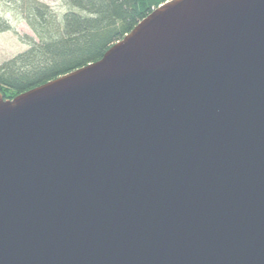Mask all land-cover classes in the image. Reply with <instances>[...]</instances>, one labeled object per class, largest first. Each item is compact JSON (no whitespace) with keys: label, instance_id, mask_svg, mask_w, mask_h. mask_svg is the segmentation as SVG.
<instances>
[{"label":"water","instance_id":"obj_1","mask_svg":"<svg viewBox=\"0 0 264 264\" xmlns=\"http://www.w3.org/2000/svg\"><path fill=\"white\" fill-rule=\"evenodd\" d=\"M0 264H264V0H165L0 91Z\"/></svg>","mask_w":264,"mask_h":264},{"label":"trees","instance_id":"obj_2","mask_svg":"<svg viewBox=\"0 0 264 264\" xmlns=\"http://www.w3.org/2000/svg\"><path fill=\"white\" fill-rule=\"evenodd\" d=\"M33 31L27 49L0 63V91L11 98L99 59L165 0H62L61 17L40 0H3ZM0 13V32L9 30Z\"/></svg>","mask_w":264,"mask_h":264},{"label":"rangeland","instance_id":"obj_3","mask_svg":"<svg viewBox=\"0 0 264 264\" xmlns=\"http://www.w3.org/2000/svg\"><path fill=\"white\" fill-rule=\"evenodd\" d=\"M48 4L61 17L68 10L62 0H40ZM0 13L7 20L11 29L0 32V63L27 49V38L35 35L17 12L0 0Z\"/></svg>","mask_w":264,"mask_h":264}]
</instances>
